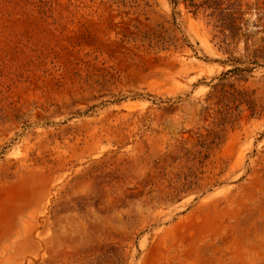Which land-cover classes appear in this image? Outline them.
<instances>
[{
    "label": "rangeland",
    "instance_id": "rangeland-1",
    "mask_svg": "<svg viewBox=\"0 0 264 264\" xmlns=\"http://www.w3.org/2000/svg\"><path fill=\"white\" fill-rule=\"evenodd\" d=\"M172 1L0 0V264H264V0Z\"/></svg>",
    "mask_w": 264,
    "mask_h": 264
},
{
    "label": "trees",
    "instance_id": "trees-1",
    "mask_svg": "<svg viewBox=\"0 0 264 264\" xmlns=\"http://www.w3.org/2000/svg\"><path fill=\"white\" fill-rule=\"evenodd\" d=\"M228 1L233 2L229 4ZM172 2L174 6L178 4L177 0ZM183 3L194 16L200 12L206 14L205 17L209 23L212 22L213 28L219 30L221 43L226 47L225 41L235 40L242 30V17L249 10L247 0H204L200 4L194 3L193 0H185Z\"/></svg>",
    "mask_w": 264,
    "mask_h": 264
}]
</instances>
